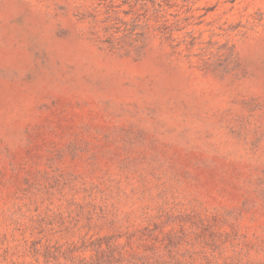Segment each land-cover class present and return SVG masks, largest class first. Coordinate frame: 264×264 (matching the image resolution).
Segmentation results:
<instances>
[{
    "label": "rangeland",
    "instance_id": "374dc122",
    "mask_svg": "<svg viewBox=\"0 0 264 264\" xmlns=\"http://www.w3.org/2000/svg\"><path fill=\"white\" fill-rule=\"evenodd\" d=\"M0 264H264V0H0Z\"/></svg>",
    "mask_w": 264,
    "mask_h": 264
}]
</instances>
